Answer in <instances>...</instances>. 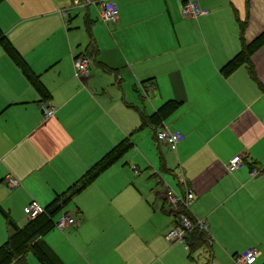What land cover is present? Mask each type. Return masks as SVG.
<instances>
[{"label":"crops","instance_id":"crops-1","mask_svg":"<svg viewBox=\"0 0 264 264\" xmlns=\"http://www.w3.org/2000/svg\"><path fill=\"white\" fill-rule=\"evenodd\" d=\"M110 1L114 24H103L96 4L0 0V33L47 91L39 94L0 45V245L8 220L18 227L29 220L26 204L48 205L129 137L132 147L57 213L76 222L41 237L60 260L175 264L173 251L184 264L202 251L220 264L255 248L253 264H264V44L250 56L256 79L245 63L221 72L240 50L238 22L246 41L264 29V0H192L207 10L196 19L181 15L185 0ZM84 29L89 39L80 43L75 35ZM81 54L91 59L84 79L74 77ZM173 99L180 104L171 114L140 127ZM43 101L52 116L44 118ZM163 128L183 139L157 141ZM235 155L244 165L230 172ZM253 168L260 172L251 175ZM167 174L175 182H165ZM7 176L18 184L7 186ZM167 187L193 192L188 211L204 221L206 246L191 252L165 239L175 224ZM23 262L40 264L30 252Z\"/></svg>","mask_w":264,"mask_h":264},{"label":"trees","instance_id":"trees-1","mask_svg":"<svg viewBox=\"0 0 264 264\" xmlns=\"http://www.w3.org/2000/svg\"><path fill=\"white\" fill-rule=\"evenodd\" d=\"M247 4V0H246ZM239 23L240 50L221 68L223 74H227L241 63H245L250 76L256 79L250 56L264 44V29L252 40L245 39V23ZM0 45L12 59L17 62L22 73L26 76L35 90L45 97L46 90L40 84L37 76L32 74L16 54L10 43L0 33ZM88 56V55H87ZM45 99V98H44ZM177 100L164 102L151 116L142 117L140 127L150 121L158 122L171 114L179 105ZM132 147L129 137L124 138L118 144L107 151L99 160L92 164L74 183L64 192L56 194L50 203L44 206V212L29 219L27 223L18 227L10 220L7 221L10 229L8 238L0 245V264H24L25 254L32 253L40 264H65L60 258L42 241V236L55 227L54 223L60 209L70 202L82 189L92 182L101 172L114 163L121 155ZM187 212V211H186ZM186 243L190 251H197L209 243L208 236L204 231L194 230L186 237ZM191 257V256H190ZM202 264H210L205 261Z\"/></svg>","mask_w":264,"mask_h":264},{"label":"built area","instance_id":"built-area-1","mask_svg":"<svg viewBox=\"0 0 264 264\" xmlns=\"http://www.w3.org/2000/svg\"><path fill=\"white\" fill-rule=\"evenodd\" d=\"M74 4L77 7H86L90 4H96L98 6V16L102 22L107 24H114L118 19V9L113 1L110 0H74ZM181 15L184 18L196 19L199 15H204L207 10L198 6L197 2L192 0H185L180 8ZM66 13V12H65ZM91 59L89 56L81 54L74 58V77L78 79L85 78L89 75ZM40 111L44 118L50 117L54 113L53 106H50L47 102L43 101L39 105ZM157 141L175 146L183 139V135L178 131H170L163 128L155 133ZM244 165L242 157L235 155L230 158L228 162V171L232 172ZM260 171L258 169H252L251 175H256ZM7 186L12 187L18 184V180L12 176L5 178ZM165 198L168 202V208L174 214L175 224L164 235L165 239L171 243L178 242L186 244V237L194 230L204 231L206 225L202 219L193 217L189 213V205L194 199V194L190 189H187L184 193H176L171 188H166L164 191ZM187 211V212H186ZM44 212V207L35 201H31L23 208V213L28 219H32ZM76 220L68 213L59 214L55 220V227L63 229L73 225ZM258 255V251L255 248H248L244 252L237 254L233 257L234 264H253ZM9 264H15L10 262Z\"/></svg>","mask_w":264,"mask_h":264},{"label":"rangeland","instance_id":"rangeland-1","mask_svg":"<svg viewBox=\"0 0 264 264\" xmlns=\"http://www.w3.org/2000/svg\"><path fill=\"white\" fill-rule=\"evenodd\" d=\"M79 11H85V10H81L79 9ZM191 19V18H189ZM100 25H103V24H107V23H100ZM76 30V29H75ZM97 32L100 34V30H97ZM85 38L89 39V36L87 34V32L84 30H78L76 35H75V39L76 41H80L81 42H84L85 41ZM93 65V63H92ZM84 79V78H82ZM159 94L157 93L156 95H153V94H149V98H156ZM157 132V131H156ZM157 140V139H156ZM165 182H175V179L174 177L172 176V174H167L166 177H165ZM12 187H15V186H12ZM173 190V189H172ZM164 197V201L166 203V205L168 206V202H167V199L165 198V195H163ZM69 210H72V205L69 206L68 208ZM172 213V212H171ZM173 214V213H172ZM174 215V214H173ZM55 228V227H54ZM147 229H149L150 227L147 225L146 226ZM55 230H57V228H55ZM59 230V229H58ZM165 235V234H164ZM173 244V243H172ZM185 249V248H184ZM187 253V251H186ZM170 256H171V259H173L175 261V264H182L179 259H178V256H177V253L176 252H171L170 253ZM191 256L193 257L192 260L190 258H187L186 256V259H185V263L184 264H198V263H201V262H204L206 260H208V256L207 254H205L204 252L202 251H199V252H194L193 254H191ZM234 262V261H233ZM232 262V257L229 256L228 258L226 257H223L219 260V263L220 264H233Z\"/></svg>","mask_w":264,"mask_h":264}]
</instances>
